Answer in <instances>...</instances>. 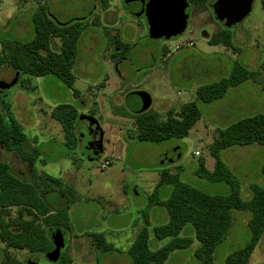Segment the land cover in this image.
Wrapping results in <instances>:
<instances>
[{
  "label": "rangeland",
  "instance_id": "374dc122",
  "mask_svg": "<svg viewBox=\"0 0 264 264\" xmlns=\"http://www.w3.org/2000/svg\"><path fill=\"white\" fill-rule=\"evenodd\" d=\"M263 1L255 0L249 17L232 28L214 20L209 4L191 5L189 24L183 35L171 40H155L148 36L146 20H134L126 11L125 0H110L108 10L112 13H103L99 0H0V38L32 39L33 32L16 35L6 22L8 19L12 24L22 23L39 6H46L48 16L56 23L84 19L89 26L79 41L73 70L79 98L52 75L30 77L31 84L36 87L32 93L21 88L20 83L9 90H0V99L13 106L29 143L35 139L40 148V157L35 164L37 172L60 178L76 190L78 199L70 206L68 224L58 227L64 233L65 247L61 251L64 259L74 264H86L85 258L95 249L88 234L101 235L116 249L125 250L124 240L129 237L130 230L147 225L145 219L151 212L150 231L154 226L166 223L164 208L156 207L151 211L148 207L161 171L177 175L181 182L209 194H229V185L211 183L199 177L197 170L202 161L207 167L214 166L210 147L221 130L247 115L264 114ZM96 16H100V26L93 25ZM104 27L110 28V36L105 34ZM220 31H227L232 36L234 49L208 42ZM116 34L121 41L132 44L128 61L116 62L110 58V54L118 50L111 43ZM56 46L60 47V42L54 40L51 49L58 51ZM238 65L253 71L254 79L230 88L221 99L197 101L199 87L228 78ZM14 76L15 71L11 68L0 67V82H11ZM138 93L151 100L148 113H158L161 120L167 119L171 108L179 118L181 107L192 101L198 102L202 118L185 138L161 143L140 142L129 135L134 128L133 114L143 106ZM60 104H71L79 112L75 137L70 142L62 126L51 116ZM88 114L99 120L103 130L105 147L99 158H88L86 146L90 126L80 119ZM255 150L253 146H233L224 153V159L232 169L240 163L238 174L247 175L250 171L248 176L257 184L262 152ZM105 162L109 165L103 168ZM20 165L15 159V172L29 177V169ZM234 175L241 182L243 199L251 198L252 191L246 180L236 172ZM172 190V185L160 186L154 200L169 197ZM250 218L248 211H232L228 238L214 253L217 264H224L229 254L249 242ZM192 230L189 226L183 235L192 236ZM166 243V239H151L153 248ZM199 245L195 241L189 249L174 251L166 264H197L195 251ZM2 246L5 250L4 243ZM11 252L23 261L30 258L31 264H56L47 261L43 253ZM97 256L101 263L103 258L99 251ZM1 259L3 253H0ZM248 264H264V236Z\"/></svg>",
  "mask_w": 264,
  "mask_h": 264
},
{
  "label": "trees",
  "instance_id": "16d2710c",
  "mask_svg": "<svg viewBox=\"0 0 264 264\" xmlns=\"http://www.w3.org/2000/svg\"><path fill=\"white\" fill-rule=\"evenodd\" d=\"M191 5L205 6L209 0H188ZM103 10L110 0H99ZM264 6V1H263ZM46 6H39L33 15V37L28 41L6 40L1 43L0 67H8L19 73L21 88L28 93L36 90L30 77L52 75L73 91L75 98L80 91L75 88L74 66L78 55L79 41L89 27L83 20H73L65 25L56 23L48 16ZM214 17V15H213ZM215 20V18H214ZM216 21V20H215ZM101 19L96 16L93 25L100 26ZM109 27H104L110 36ZM52 39L60 40V49H51ZM117 51L110 54L113 61L123 60L129 53L130 44L114 35ZM211 45H223L234 49L232 36L227 31L213 34L208 41ZM254 72L243 66H236L231 75L218 82L204 85L196 90L197 101L211 102L221 99L230 88L254 79ZM197 101L185 103L180 117L171 108L167 119L161 120L158 113L149 110L133 114V130L129 135L140 142L161 143L173 138L182 139L201 119L202 113ZM53 119L62 126L67 141L75 137L78 109L71 104H60L51 113ZM25 128L11 111V104L0 99V145L9 152H17L23 161L34 167L31 180L26 181L15 175L11 165L0 161V242L5 244L0 264H27L11 251L27 250L31 253L46 254L54 249V241L49 232L67 226L68 211L78 197L76 190L60 178L47 173H38L35 164L39 160V148L28 150ZM257 143L264 146V114L240 119L218 133L210 152L215 159L213 171L205 162L199 164L197 175L211 183H225L230 186L227 195H213L180 181L177 175L161 171V177L153 194L149 197V209L162 206L166 209L169 221L166 224L148 229V218L129 248L130 264H166L169 256L176 250L189 249L195 241L199 247L195 251L197 264H217L214 253L227 238L232 226V211H248L251 218L248 227L251 232L249 242L229 254L224 264H248L256 247L264 236V187L251 186L252 196L243 199L241 183L221 158V152L233 146H246ZM264 175V166L262 168ZM172 185L173 190L166 199L154 200L158 188ZM57 192L65 198L60 207L54 208L47 198H57ZM192 227V236H184V231ZM63 232V231H62ZM152 235L167 243L158 249L151 247ZM94 248L100 253L118 250L98 234H88ZM56 264H73L61 255Z\"/></svg>",
  "mask_w": 264,
  "mask_h": 264
},
{
  "label": "water",
  "instance_id": "95a60500",
  "mask_svg": "<svg viewBox=\"0 0 264 264\" xmlns=\"http://www.w3.org/2000/svg\"><path fill=\"white\" fill-rule=\"evenodd\" d=\"M255 0H217L212 6L215 20L223 23L226 28H232L242 23L252 13ZM191 4L188 0H148L144 13L148 24L149 37L155 40H171L180 37L187 30L190 20ZM65 25V23H61ZM19 73L16 72L11 82H0V90H9L18 84ZM143 106L135 111L143 113L150 108L151 100L142 93ZM80 119L86 120L89 126H95L96 131L103 138V130L99 120L92 115H82ZM100 153H103V142L100 140ZM54 241V249L46 253L47 261L57 263L61 257V251L65 247L64 233L61 229L49 232Z\"/></svg>",
  "mask_w": 264,
  "mask_h": 264
},
{
  "label": "crops",
  "instance_id": "0c3cea01",
  "mask_svg": "<svg viewBox=\"0 0 264 264\" xmlns=\"http://www.w3.org/2000/svg\"><path fill=\"white\" fill-rule=\"evenodd\" d=\"M33 14H34V12H33ZM33 14H32V16L29 18V19H25V20H23L22 21V23L21 22H14L13 24L10 22V20H8L7 19V25L9 24L10 25V27H11V29L13 30V32L16 34V35H21V34H24L23 32H33ZM100 17V16H99ZM6 31V30H5ZM6 40H11V39H7V38H0V50H1V43L3 42V41H6ZM58 41V42H60V40L59 39H52V43H53V41ZM56 48H59L60 49V47L59 46H56ZM56 50H58V49H56ZM4 80V79H3ZM11 111H12V113H13V115L15 116V118L19 121V122H21L17 117H16V115H15V113H14V111H13V106H11ZM247 117H251V116H249V115H247L246 117H242L241 119H243V118H247ZM202 118V117H201ZM240 120V119H239ZM200 121V120H199ZM198 121V122H199ZM238 121V120H237ZM58 122V121H57ZM59 123V122H58ZM60 124V123H59ZM23 125V124H22ZM65 139V138H64ZM25 146H26V148L28 149V150H31V149H33V148H39L38 147V145H36V142H35V139H33L32 140V144H30L29 143V141L27 140V142H26V144H25ZM247 146H253V147H255V151H261L262 152V156H261V159H260V162H258V167H257V174H258V177H257V184H259V185H261L262 184V186L264 187V175H263V173H262V168H263V166H264V146H262V145H259V144H256V143H254V144H251V145H247ZM230 148H232V147H230ZM230 148H228L229 150H230ZM228 149H225V150H223L222 152H221V158H222V160L224 161V163L227 165V167L232 171V173H234L235 174V172L237 173V175L238 176H242V177H240L242 180H246V185L248 186H250V188H251V186L253 185V184H255V183H252V182H255V181H253V179H251V177L250 176H248V174L250 175L251 173H250V171L248 172V174L247 175H239L238 174V172H237V168H238V165L240 164H238L237 166H235L234 167V169H232V168H230L229 166H228V163L225 161V159H224V153H226V151H228ZM39 150H40V148H39ZM0 155L2 156V158L0 159V161H4V162H7V163H9L10 165H11V168H12V171L14 172V174L15 175H17V176H19L20 178H22V179H24V180H26V181H29V180H31V178H32V175H33V171H34V167H32L31 165H29L28 163H26L25 161H23L22 159H21V157L18 155V153L17 152H9V151H7L2 145H0ZM18 160L19 162H20V166H22V167H26L27 169H29V177H26L24 174H22V173H17V172H15V170H14V160ZM242 164V163H241ZM243 166H244V164H242ZM214 166H215V164H214ZM214 166H212V167H207L206 166V168L209 170V171H213V169H214ZM250 165H247V167H249ZM36 169V168H35ZM235 172H234V171ZM240 170H242V168L240 169ZM243 174V173H242ZM160 177H161V173L159 174V179H158V182H159V180H160ZM157 182V183H158ZM241 183V182H240ZM167 197H165V198H163V199H166ZM47 202L48 203H51L52 204V206L54 207V208H57V207H60V205L61 204H63L64 202H65V198L62 196V195H60L59 194V192H57V198L56 199H54V197H52V198H47ZM156 207H160V208H163L162 206H159V205H157V206H154V207H152V208H150L151 209V211L153 210V211H155L156 209ZM165 209V208H164ZM165 211H166V209H165ZM163 213V212H162ZM166 213H167V211H166ZM156 216H157V213L155 212L154 213V218H156ZM151 218H152V212H151V214L149 215V217H148V220L150 221L151 220ZM166 223L169 221V216H168V213H167V218H166ZM147 220L145 219V223H147L146 222ZM149 221H148V223H149ZM166 223H164V224H166ZM163 225V224H162ZM158 226H160V225H158ZM154 227H156V226H154ZM153 227V228H154ZM143 227L142 226H135L134 228H132L131 230H130V232L128 233L129 234V237H127V238H125V240H124V242H125V247H123V248H125V250H121V249H117L118 251L117 252H112V253H106V254H103V253H100L101 255H102V258H103V260L101 261V263H100V261H99V259H98V256H97V253H98V251L96 250V249H94V250H91L90 251V253L88 254V256L85 258V262H86V264H130V259H129V257H128V251H129V248H130V246L132 245V243L134 242V240H135V238H136V236H137V234L139 233V231L142 229ZM188 229V228H187ZM186 231V230H185ZM122 233V232H121ZM122 235H124V234H122ZM110 237H112V238H115V235L114 234H110ZM152 237L154 238V236L152 235ZM152 237H151V239H152ZM111 244H113V243H111ZM116 247V246H115ZM160 247H162V246H157L156 248H153V249H158V248H160ZM120 250V251H119ZM25 251H27V250H23V252H25ZM28 253H31V252H29V251H27ZM0 253L2 254L3 253V255H4V250H3V246H2V243L0 242ZM31 254H33V253H31ZM27 258H29V256L27 257ZM94 259V260H93ZM1 261H2V259H1ZM0 261V262H1ZM23 261V260H22ZM95 261V262H94ZM27 264H31L30 262H31V260H30V258L29 259H26V261H25ZM94 262V263H93ZM74 264V263H73Z\"/></svg>",
  "mask_w": 264,
  "mask_h": 264
},
{
  "label": "flooded vegetation",
  "instance_id": "af4514ba",
  "mask_svg": "<svg viewBox=\"0 0 264 264\" xmlns=\"http://www.w3.org/2000/svg\"><path fill=\"white\" fill-rule=\"evenodd\" d=\"M217 0H214L211 3V0H209V2L207 4H209V8L212 10V6L216 3ZM148 4V0H125V9L126 11L130 14V16L134 19V20H139V19H145V11H146V7ZM103 13H110L111 11L107 9L103 10ZM112 13V12H111ZM213 13V10H212ZM215 18V17H214ZM218 22V21H216ZM220 23V22H218ZM61 24V23H59ZM66 24V23H65ZM222 26H224L223 23H220ZM62 25V24H61ZM146 25H147V33L149 36V32H148V24H147V20H146ZM162 40V39H160ZM130 44V50L129 53L127 54V56H125V59H123V61H128L129 59V54L131 53V43ZM119 61V60H118ZM117 62V61H116ZM89 115V114H88ZM93 116V115H92ZM95 126H91L90 127V139L88 142V145L86 146V150L88 152V158L93 159V158H99L103 153H100L99 151V147L101 146L100 144V140L102 139L103 142V152H104V147H105V140H104V134H103V138H101L100 133L96 131Z\"/></svg>",
  "mask_w": 264,
  "mask_h": 264
},
{
  "label": "built area",
  "instance_id": "2783aa9c",
  "mask_svg": "<svg viewBox=\"0 0 264 264\" xmlns=\"http://www.w3.org/2000/svg\"><path fill=\"white\" fill-rule=\"evenodd\" d=\"M196 155H199V153L197 152ZM108 165H109V163L108 162H105L104 165H103V168H106Z\"/></svg>",
  "mask_w": 264,
  "mask_h": 264
}]
</instances>
